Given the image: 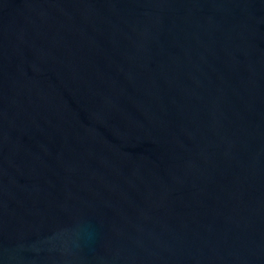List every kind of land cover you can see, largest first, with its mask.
Instances as JSON below:
<instances>
[{"label":"water","instance_id":"1","mask_svg":"<svg viewBox=\"0 0 264 264\" xmlns=\"http://www.w3.org/2000/svg\"><path fill=\"white\" fill-rule=\"evenodd\" d=\"M0 264H264V0H0Z\"/></svg>","mask_w":264,"mask_h":264}]
</instances>
